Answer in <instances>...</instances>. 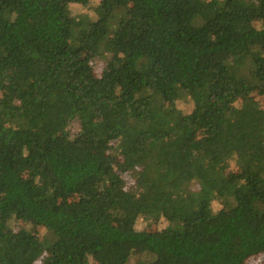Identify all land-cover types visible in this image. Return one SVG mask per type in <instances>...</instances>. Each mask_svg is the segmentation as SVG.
<instances>
[{"label":"trees","instance_id":"1","mask_svg":"<svg viewBox=\"0 0 264 264\" xmlns=\"http://www.w3.org/2000/svg\"><path fill=\"white\" fill-rule=\"evenodd\" d=\"M92 1L0 0V264L264 255V0Z\"/></svg>","mask_w":264,"mask_h":264},{"label":"rangeland","instance_id":"2","mask_svg":"<svg viewBox=\"0 0 264 264\" xmlns=\"http://www.w3.org/2000/svg\"><path fill=\"white\" fill-rule=\"evenodd\" d=\"M92 2L93 3L89 7L82 8V9L80 8L78 10H77V8H74V11L77 10V12H81V15L84 16V19L86 21H90L93 28H101V27H103L104 22L99 18V13L102 11V9L106 5V3L104 0H93ZM61 7L65 10H71L66 1H62ZM217 58H221V57H216V59ZM80 65L81 66L86 65V60L83 59ZM214 163L217 164V161H214ZM156 226L157 225L150 223L148 228L152 229ZM29 230L31 231V233L34 236H37V237L39 236V237H43L46 239L47 238L49 239V237H50L48 232L41 230L40 228H31ZM246 264H264V255H259V256L253 257V258L249 259L246 262Z\"/></svg>","mask_w":264,"mask_h":264}]
</instances>
